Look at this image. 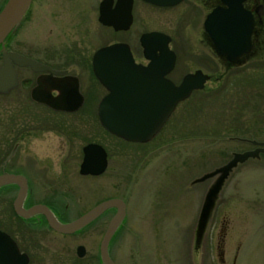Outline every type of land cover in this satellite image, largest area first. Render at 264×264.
I'll return each mask as SVG.
<instances>
[{"label": "rangeland", "instance_id": "rangeland-1", "mask_svg": "<svg viewBox=\"0 0 264 264\" xmlns=\"http://www.w3.org/2000/svg\"><path fill=\"white\" fill-rule=\"evenodd\" d=\"M39 1L28 15L31 19H25L6 42L7 48L35 58L47 50L58 58L70 49L90 56L102 45L121 41L141 55L139 35L157 29L172 35L171 45L178 55L170 73L175 82L183 75L186 56L210 51L208 43L203 42L201 22L191 16L180 22L178 9L152 7L139 0L133 9V25L117 33L98 20L101 0H64L67 2L60 10H56L60 0H47V4ZM191 6L184 2L179 8L187 10ZM261 45L264 33L257 36V48ZM220 64V74L212 75L202 89L179 102L151 140L126 141L105 132L97 121L75 120L69 123L73 131L72 159L64 156L70 169H45L55 179L70 174L80 201L92 203L99 196L124 201L125 218L114 247L118 264H264L263 152L229 171L208 211L209 220L213 214L216 217L214 228L208 218L203 228L199 226L206 194L221 173L203 176L225 165L234 153L264 144V53L249 61L246 58L238 63L240 67L230 70ZM17 71L18 84L34 77L24 66L17 65ZM94 75L92 81L96 82ZM20 85L14 93H0V121L15 108L11 100L19 96ZM95 86L97 96L105 92L102 85ZM22 103L17 104V110L33 113L31 105L24 100ZM63 119L67 122L68 117ZM88 142L99 143L109 152L108 167L101 175L79 173L82 147ZM32 145L38 153L55 151V157L56 147L60 153L67 151L69 142L61 136H49L34 140ZM40 174L41 179L46 177L43 171ZM33 184L39 187L37 181ZM79 211V207L72 208L70 217ZM203 234L206 243L200 246Z\"/></svg>", "mask_w": 264, "mask_h": 264}, {"label": "flooded vegetation", "instance_id": "flooded-vegetation-1", "mask_svg": "<svg viewBox=\"0 0 264 264\" xmlns=\"http://www.w3.org/2000/svg\"><path fill=\"white\" fill-rule=\"evenodd\" d=\"M36 1L38 0H31L19 25L29 17L28 15L33 10ZM140 1L152 7L156 6L160 8L180 10L179 15L177 16L180 19V22L189 16L193 18L192 20H197V23L201 22L204 37L203 42L206 44L208 43L210 51L204 54L196 53L190 54L193 56H186L183 61V75L179 82L185 74L195 73L198 70L203 74H207L210 77V80L212 75L220 74L221 62H223L226 70H230L231 68L240 67L241 65L239 66L238 63L242 60L247 58L249 61L254 58V56L264 53V45H261L260 49L256 46L257 36L264 33V0H242L241 2V8L244 14L249 12L253 18V28L250 34L251 48L248 52L242 53L238 57L236 63L229 62L225 55H219L216 52L214 43L205 28V21L208 14L216 8H228L229 5L227 3H224L222 0H179L173 4L159 5L146 0ZM6 2L7 0H0V10ZM65 2L67 1H58L57 3H59V5L57 4L58 7L56 10L64 9L63 3ZM115 2L116 0H114L113 5ZM184 2H187L192 6L187 10L179 8ZM138 3L139 0H132V23L130 27L133 25L135 16L133 9ZM231 3H235V1ZM39 4H47V0H40ZM197 10H200V12L197 13ZM50 20L55 21V19ZM106 27L112 28L113 31L117 33L127 31L130 28L129 27L127 30L116 31L112 26ZM15 30L9 33L5 38L4 45L6 49H9L6 46V42H9V40L13 38L12 36L14 35ZM152 30L157 29H150L147 31ZM164 33L171 37L169 46L175 52V64L166 76L175 82V80L170 77V73L177 65L178 55L171 45L172 35L167 32ZM0 51L2 57L1 48ZM9 51L16 50L9 49ZM94 52L89 56L80 50L70 49L61 52V55L57 58L54 57V52L42 50L41 56H39L41 57L40 59H38L39 57L35 58L31 54L19 52L47 65L51 70L44 69L34 71L30 66H24L34 73L33 79L30 80L26 78L23 82L19 81L18 85L9 89L7 92H0L4 94L14 93L21 84L20 87L22 89L18 94L19 96H17L16 99L11 100L13 105L10 102L11 107L15 106V108L10 109L11 113L7 114L4 121H0V176L8 174L22 176L27 185L26 194L21 202L22 208L29 209L34 205L41 204L45 206L60 223H67L78 218L105 200L111 198L120 199L118 197L99 196V198L96 197L97 199H94V202L92 203H86L84 198H82L84 200L80 201L79 199H76L79 196L75 195V184H73V181L71 182L69 172V175H67L68 177H66L67 179H55L49 176L45 170L52 169L55 171L56 167L61 169L65 166H68V170L70 169V165L64 163V156L68 157V159H72V154L74 152V148L71 150L73 131L69 123H74L75 120L80 122L97 121L99 122V125H101L98 106L99 102L108 91L100 81H92V74L94 75ZM131 52L136 64L145 66L150 62V59L146 58L143 48L141 49V55L132 48ZM156 54L159 55L160 52L156 51ZM15 71L18 75L17 65H15ZM95 79L97 78L95 77ZM179 82L175 83L178 84ZM95 85H102L105 92L100 96H97V93L95 92L97 88ZM193 91L191 93H193ZM75 92H78L81 95V102L78 108L74 110L68 109L72 105H75ZM89 95L91 97H89ZM23 100L32 106V108H28L33 113L27 114L24 110H17V104L22 105ZM64 116L68 117L67 122L63 119ZM68 126H70V128ZM101 127L103 126L101 125ZM104 131L106 132L107 130ZM49 136H61L62 138H67L69 142L67 151H62L60 153L57 146V154L55 157L53 155L55 154V151L53 153H38L32 145L34 140H43L45 137ZM258 146H264V144L257 145L254 148ZM106 152L109 163V152L107 150ZM262 154L264 155V152ZM62 159L63 161H61ZM40 171H43L46 176L44 179L40 178ZM34 181H37L39 184L38 188L34 186ZM19 189V183L16 181L0 184V231L5 232L15 241L20 254H22L21 258H24V256L27 257L26 264H104L101 257V241L111 219L117 211L115 206L106 208L86 225L75 231L60 232L49 224L47 215L43 212H36L29 217H24L15 210L14 202ZM36 191L39 193L38 195ZM76 207H79L80 211L74 217H70L72 208ZM124 218L117 226L107 245L109 257L115 262V264L118 263L115 259L114 247H117L118 245L119 235L121 234L120 230ZM215 219L216 217L213 214L210 216V220L208 218L209 222L207 221L213 228L216 224ZM219 234L218 231V237ZM198 242L200 246H203V244L206 243L205 234L202 235V238H200ZM79 246L83 247V254L81 255L78 249ZM216 246H220L218 240ZM199 258L203 259L202 256ZM200 264H203V261H201Z\"/></svg>", "mask_w": 264, "mask_h": 264}, {"label": "water", "instance_id": "water-1", "mask_svg": "<svg viewBox=\"0 0 264 264\" xmlns=\"http://www.w3.org/2000/svg\"><path fill=\"white\" fill-rule=\"evenodd\" d=\"M159 5H169L179 0H146ZM228 8H216L208 14L205 28L212 39L219 55H225L229 62L236 63L242 53L251 48L250 34L253 18L249 12L244 14L242 0H222ZM235 1V3H231ZM31 0H7L0 10V47L2 64L0 65V92H7L18 84L15 65L30 66L34 71L51 70L34 58L5 48L4 41L14 31ZM101 0L98 20L114 30H127L132 23V0ZM125 2V3H124ZM171 37L161 31L152 30L140 35V43L146 58L150 62L143 66L134 62L131 48L126 42H114L98 48L93 55V70L98 80L108 93L98 106L100 123L109 133L130 142H147L162 128L178 102L189 97L193 90L202 89L209 79L201 71L185 74L176 84L166 75L175 64V52L170 48ZM156 51L160 54L157 55ZM75 105L68 109L78 108L81 95L75 92ZM83 158L80 163L81 175L97 176L102 174L108 165L106 149L99 143L89 142L83 146ZM264 152V146L256 147L241 153H234L231 160L203 177L221 173L220 177L206 194V202L200 216L199 226L203 228L209 216V208L228 175L239 162ZM16 181L20 189L14 202L15 210L24 217L36 212L47 215L49 224L60 232L75 231L103 210L115 206L117 211L111 219L101 241V257L104 264H115L109 257L107 245L119 223L125 216V203L121 199L111 198L96 205L78 218L60 223L43 205L37 204L29 209L22 208L21 202L26 194L27 185L22 176L2 175L0 184ZM80 255L83 247H78ZM15 241L5 232L0 231V264H26L27 257L21 258ZM20 256V257H19Z\"/></svg>", "mask_w": 264, "mask_h": 264}, {"label": "trees", "instance_id": "trees-1", "mask_svg": "<svg viewBox=\"0 0 264 264\" xmlns=\"http://www.w3.org/2000/svg\"><path fill=\"white\" fill-rule=\"evenodd\" d=\"M0 58H1V51H0Z\"/></svg>", "mask_w": 264, "mask_h": 264}]
</instances>
